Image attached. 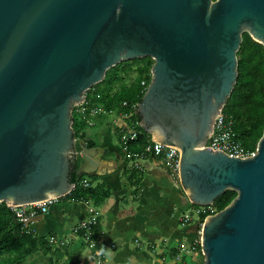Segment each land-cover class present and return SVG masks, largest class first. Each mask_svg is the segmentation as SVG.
I'll return each mask as SVG.
<instances>
[{
	"label": "water",
	"instance_id": "obj_1",
	"mask_svg": "<svg viewBox=\"0 0 264 264\" xmlns=\"http://www.w3.org/2000/svg\"><path fill=\"white\" fill-rule=\"evenodd\" d=\"M244 33L264 47V0H0V203L64 198L77 156V176L91 175L97 151L74 138V107L109 69L150 58L140 128L180 152L190 205L236 193L203 221V264H264V129L249 158L206 148Z\"/></svg>",
	"mask_w": 264,
	"mask_h": 264
},
{
	"label": "crops",
	"instance_id": "obj_2",
	"mask_svg": "<svg viewBox=\"0 0 264 264\" xmlns=\"http://www.w3.org/2000/svg\"><path fill=\"white\" fill-rule=\"evenodd\" d=\"M117 121V127L125 124L112 114L99 129L88 130L85 135L88 142H95L97 151L92 157L96 168L89 176L97 177L94 185H102L108 196L98 206L93 202L54 201L46 215L38 216L28 226L29 234L44 241L46 253L39 251L37 256L27 257L24 264H168V260H175V250L187 249L199 234L198 223L188 227L192 222L184 224V215L178 217L189 202L177 178L150 156L137 162L125 159L112 142L106 130ZM116 133L113 137L120 145ZM131 168L143 174L141 197L136 202H132L125 173ZM93 214L97 215L100 237L86 242L76 229ZM92 244L94 247H89ZM102 247L110 259L99 253ZM85 249L87 254L82 255Z\"/></svg>",
	"mask_w": 264,
	"mask_h": 264
},
{
	"label": "trees",
	"instance_id": "obj_3",
	"mask_svg": "<svg viewBox=\"0 0 264 264\" xmlns=\"http://www.w3.org/2000/svg\"><path fill=\"white\" fill-rule=\"evenodd\" d=\"M236 58L237 81L222 113L227 120L232 122L236 141L241 144L246 153L251 154L255 153L264 129V47L244 33ZM152 64L153 61L150 58H143L120 63L106 71L104 80L98 84H104V88L97 89L95 87L98 85H95L89 91L90 94L92 92V98L95 99V95L99 96V101L96 104L100 105L106 114L92 116L87 112L81 116L73 110L74 138L77 141L85 142L88 149L95 147V142H88L86 139V131L99 129L101 125H104L106 117L112 114L119 117L125 114L130 115L128 119H124L128 126L139 123V117L135 113L134 107L140 102L150 82ZM90 124L92 125L89 126ZM136 128L138 130L137 140L129 143L128 147L130 152L138 154L142 153L145 147L150 144L151 138L140 127ZM75 152H80L77 143ZM81 164L80 156L72 160L70 181L75 187L70 194L60 200L71 204L93 202L98 206L102 199L108 196L107 191H104V187L100 184L94 185L97 177L83 175L79 178L77 176ZM125 173L127 182L132 189V202H136L141 197L143 174L135 168H131ZM83 180L88 183V187H84L81 183ZM235 197V192H224L214 202L213 212L199 216L201 224L206 217L225 209ZM191 208L200 209L194 205H191ZM93 228L92 237L97 240L100 237V230L97 228V224ZM45 247L46 244L43 240H38L26 232L23 225L17 222L11 210L4 203H0V260L6 254H13L15 256L12 264H24L27 257L39 251L45 254ZM193 249H199L201 252L200 244H194ZM49 253L54 252L49 251ZM176 253L178 250L174 251V254ZM199 264H203V259Z\"/></svg>",
	"mask_w": 264,
	"mask_h": 264
},
{
	"label": "built area",
	"instance_id": "obj_4",
	"mask_svg": "<svg viewBox=\"0 0 264 264\" xmlns=\"http://www.w3.org/2000/svg\"><path fill=\"white\" fill-rule=\"evenodd\" d=\"M143 85V83H142ZM89 92L85 94L84 102L80 105L74 107L77 113L81 116H84L87 112L90 113L92 116H100L106 114L104 109L97 105L96 102L99 101V96L95 95V99L91 97L92 92L88 95ZM126 106V104H123ZM136 107H134V111ZM130 115H122L120 118L122 120L128 119ZM90 124L89 126H91ZM136 127H140L139 123L131 124L128 126L127 124L121 125L118 127V136H119V143L121 148V153L125 159L137 162L143 156H150L157 161H160L164 168L174 177L178 178V171H179V158L180 152L172 149L168 146H163L154 141H150V144L147 145L142 153H132L129 151L128 144L133 143L137 140L138 130ZM206 148L210 149L213 152H221L225 155L229 156L230 158H249L254 156L255 153H246L242 148L241 144H239L235 137L234 132L232 130V122L227 120L225 115H223L222 111L219 112L218 116L216 117L212 133L208 138ZM84 187H88V183L86 181L81 182ZM75 187V186H74ZM54 201H47L44 203L34 204L27 207H17V208H9L11 212L14 214L17 222L23 225V228L26 232H28V226L32 220L37 218L38 216H44L48 213L49 206ZM196 216L199 219L201 214L211 213L213 212L212 207H204L195 210ZM92 213V212H91ZM97 215L93 214L87 223L81 224L76 232L80 231L83 233L82 237L86 242L91 241V237L93 235L92 228L95 226L97 221ZM182 222L184 224H188L192 222V217L188 215H184L182 217Z\"/></svg>",
	"mask_w": 264,
	"mask_h": 264
},
{
	"label": "rangeland",
	"instance_id": "obj_5",
	"mask_svg": "<svg viewBox=\"0 0 264 264\" xmlns=\"http://www.w3.org/2000/svg\"><path fill=\"white\" fill-rule=\"evenodd\" d=\"M132 61H134V60H132ZM124 63H127V62H124ZM95 88H97V89L98 88H104V84H100V85L96 86ZM88 95H90V92L88 93ZM109 117L110 116L106 117L105 122L108 121ZM118 125H119V121L114 122L109 127V129L106 130V132H108L107 134H110V136H112V142L115 144V146L118 148V150L121 151L120 145L116 142V140L113 137L114 133L118 132V129H117ZM107 134H106V136H108ZM182 215H188V216L192 217V223L190 225H188V227H192V226H194L195 224L198 223V226H200V228L198 230L199 234L196 235V237L194 238V240L192 241V243L190 244V246L187 249H185V250L184 249H180L178 251L177 256L174 257L175 260H168L167 263L168 264H199V263L202 262L203 257H202V254H201L199 249H193V245L197 244V243L200 244V229H201L202 224L200 222V219H198L197 216H196V211L191 208L190 204L188 205V208H186L183 212L179 213L178 217L180 218ZM14 256L15 255H13V254L4 255L2 257V260H0V264H12V262L14 260ZM32 256L35 257L37 255L34 254ZM32 256H30L28 259H30Z\"/></svg>",
	"mask_w": 264,
	"mask_h": 264
},
{
	"label": "clouds",
	"instance_id": "obj_6",
	"mask_svg": "<svg viewBox=\"0 0 264 264\" xmlns=\"http://www.w3.org/2000/svg\"><path fill=\"white\" fill-rule=\"evenodd\" d=\"M89 247H94V244L89 245ZM99 253L105 255L106 257L110 259L109 253L103 247L99 250ZM86 254H87V249H85V252L82 253V255H86ZM88 258L91 259V257H88Z\"/></svg>",
	"mask_w": 264,
	"mask_h": 264
}]
</instances>
